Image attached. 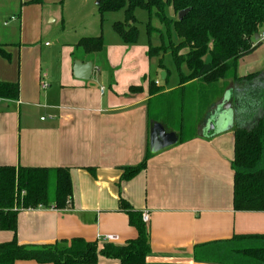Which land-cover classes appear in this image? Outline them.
<instances>
[{"label": "crops", "instance_id": "crops-1", "mask_svg": "<svg viewBox=\"0 0 264 264\" xmlns=\"http://www.w3.org/2000/svg\"><path fill=\"white\" fill-rule=\"evenodd\" d=\"M28 1L20 0L18 13L12 15L18 23L9 39L3 34L7 22L0 27V82L19 87L17 100H0V166L67 168L72 199L62 210L20 211L15 233L20 245L80 238L101 247L100 240L112 236L116 240L111 244L123 246L136 239L137 231L119 209L121 199L148 215L146 264H224L206 259L218 248L213 244L234 236L264 235V212L234 211L232 205L235 116L206 131L209 116L225 94L215 107L200 113L195 131L181 144L153 154L144 171L121 181L122 168L138 165L150 152L153 122L166 133L178 134L179 99L172 94L179 83L165 89L158 80H150L147 48L114 40L104 62L99 55L105 49L84 54L77 42L100 35L97 29L83 36L67 34L56 44L43 43L40 31L29 30L25 23L32 9L38 11L40 23L42 4ZM60 21L64 23L63 17ZM259 42L243 57H254L251 71L264 70V27ZM75 61L92 64L89 80L74 78ZM150 83L160 92L150 96ZM130 87L142 90L132 94ZM13 237L12 232L0 231V243ZM97 264L119 262L99 257Z\"/></svg>", "mask_w": 264, "mask_h": 264}, {"label": "trees", "instance_id": "trees-1", "mask_svg": "<svg viewBox=\"0 0 264 264\" xmlns=\"http://www.w3.org/2000/svg\"><path fill=\"white\" fill-rule=\"evenodd\" d=\"M98 2L100 27L104 13L123 11L124 19L113 24V31L125 45H134L138 39L134 17V11L138 8L149 15L153 11L167 28H173L178 42L176 45L170 44L168 48L178 70L180 87L172 94L174 97L176 93L184 94L186 89L196 85L200 94L197 104L201 105L204 114L232 83L233 88L230 89L234 92L236 108L232 129L233 160L230 164L233 173L232 205L234 211L264 212V72L246 76H238L237 73L239 60L250 55L260 44L255 36H259L264 27V0ZM27 3L41 5L43 0H29ZM167 7L173 10L172 19L165 15ZM184 10H188V13L178 20L177 14ZM151 29L148 25L147 31ZM76 47L84 54L100 53L104 50L103 37L101 34L83 37ZM160 51L161 48L148 45L147 57L158 56ZM181 65L185 66L187 74L180 72ZM159 68L163 69L161 63ZM141 90V87L129 88L132 94ZM158 92L160 89L150 83L149 95ZM18 95V84L0 82V100H17ZM181 110L182 106L176 144H181L188 137L184 135ZM242 120L243 123H240ZM152 155L148 152L138 165L122 168L121 181H129L144 171ZM71 199L72 183L67 168L0 166V231L14 234L11 241L0 243V264L26 261L37 264H97L99 257L116 260L119 264H146L150 246L142 215L123 199L119 202V209L126 212L129 225L137 231L136 239L123 246L103 243L99 247L97 242L80 238L41 246L20 245L17 242L15 233L20 211L39 207L62 210L70 205ZM213 245L218 247V252H215V248L207 260L219 256L221 260L215 261L224 264H264V235L234 236ZM209 247L210 244L208 250Z\"/></svg>", "mask_w": 264, "mask_h": 264}, {"label": "rangeland", "instance_id": "rangeland-1", "mask_svg": "<svg viewBox=\"0 0 264 264\" xmlns=\"http://www.w3.org/2000/svg\"><path fill=\"white\" fill-rule=\"evenodd\" d=\"M1 1L0 27H2V25L7 22V25L3 26V28H5L3 34L9 39L10 36L14 34L13 27H16L15 24L18 23L11 18L12 15H16L19 11L20 0ZM26 1L27 0H23V2ZM97 1L98 0H43V3L41 5L43 9V15L40 23H38V11L35 12L34 9H32V11L26 17L25 23L27 26H29V30H32L33 32L39 30L43 37V43L47 42L48 45L57 42V40H63V37L64 39H67V34L83 36L91 33L93 29H95V31L97 29V33H101L103 35V44L105 51L104 53H102V55L99 56L101 58V62H104L105 60H107L106 57L108 48L112 47L114 40L122 45H125L122 43L118 35L113 31V24L115 22H122L124 19V14L123 11L104 13L102 17V26L100 27V16L98 14ZM164 11L166 17L172 19L173 10L170 7H167ZM53 12L55 13V16H57L56 20H54L55 16H53ZM61 17H63L64 23H61ZM134 17L136 20L135 26L138 29V39L136 43L131 47H143L148 49V45H150L154 48H161L158 56L147 58V64H149L150 68V71L149 73H147V75H149L150 80L152 82L158 80V82H160L165 89L177 87L179 83L178 70L173 62L170 49L168 48L170 44L176 45L178 42V38L173 28H167L165 24L157 18L153 11L149 15L145 10L138 8L134 11ZM148 25L150 26V28H152L149 32L147 31ZM205 60H208V58H205ZM253 61L254 57H248L240 61V68L237 72L238 76H246L254 73L255 70L251 71L248 67L250 62ZM159 63H161L163 69L159 68ZM166 72L167 80L165 82L161 78V73L166 74ZM180 72L183 74H187V69L184 65L180 66ZM255 72L263 73L264 70L258 69ZM195 86L196 85H193V87H191L190 89H186L184 94L176 93L175 96V98H180V102L178 100V107L176 108L175 113L178 114L182 106L181 113L182 116H184L185 124L184 135H187L188 137L195 131L198 117L202 112L201 105L197 104L200 94L197 90V86ZM230 87L233 88L231 82L230 86L228 85V87H226V89L224 90V94L227 95L221 107L228 112L226 116V122L230 121L233 116L236 117L234 92L232 89L228 90V88ZM230 100L231 104L227 105ZM241 122L243 123V120L240 121V123ZM209 130L210 128L208 126V129L206 131L209 132ZM213 260L220 261L221 258L219 256H215Z\"/></svg>", "mask_w": 264, "mask_h": 264}, {"label": "water", "instance_id": "water-1", "mask_svg": "<svg viewBox=\"0 0 264 264\" xmlns=\"http://www.w3.org/2000/svg\"><path fill=\"white\" fill-rule=\"evenodd\" d=\"M97 1V5H98ZM188 10L181 11L177 14V19L181 20L186 14ZM259 36H255V40H258ZM73 76L79 80H89L91 72H92V64L91 63H81L75 61L73 64ZM161 78H165V74H161ZM226 95H224L222 102L220 105L215 109V111L209 116L208 119V126L210 130H214L218 127H221L226 123L227 119V110L222 109V105L226 99ZM231 104L230 102L227 105ZM228 108V107H227ZM178 141L177 136L174 133H166L164 128L160 124H153L150 129V142H149V150L151 154H155L165 148H168Z\"/></svg>", "mask_w": 264, "mask_h": 264}, {"label": "built area", "instance_id": "built-area-1", "mask_svg": "<svg viewBox=\"0 0 264 264\" xmlns=\"http://www.w3.org/2000/svg\"><path fill=\"white\" fill-rule=\"evenodd\" d=\"M155 84L158 85V82H156ZM45 87H46V85H43V88H45ZM142 222L144 224H146L148 222V215L147 214L142 215ZM115 240H116V238H114L112 236H106L104 239H101L100 241L103 243H111Z\"/></svg>", "mask_w": 264, "mask_h": 264}]
</instances>
